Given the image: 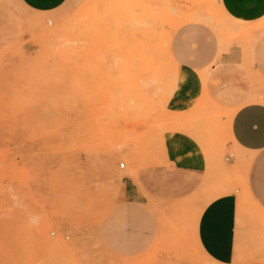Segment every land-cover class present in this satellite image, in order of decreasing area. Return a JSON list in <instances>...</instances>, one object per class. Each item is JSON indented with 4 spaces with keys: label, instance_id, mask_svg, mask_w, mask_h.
I'll list each match as a JSON object with an SVG mask.
<instances>
[{
    "label": "rangeland",
    "instance_id": "1",
    "mask_svg": "<svg viewBox=\"0 0 264 264\" xmlns=\"http://www.w3.org/2000/svg\"><path fill=\"white\" fill-rule=\"evenodd\" d=\"M220 10L219 0H67L39 12L0 0V264H219L196 228L232 192L239 222L255 219L234 264H264V214L230 130L240 104L228 103L225 67H212L241 48L233 68L264 96L250 67L264 29L230 36ZM208 54V67H182ZM177 132L178 164L192 171L170 159ZM131 180L137 201L124 194Z\"/></svg>",
    "mask_w": 264,
    "mask_h": 264
},
{
    "label": "crops",
    "instance_id": "2",
    "mask_svg": "<svg viewBox=\"0 0 264 264\" xmlns=\"http://www.w3.org/2000/svg\"><path fill=\"white\" fill-rule=\"evenodd\" d=\"M28 8L49 12L61 7L67 0H21ZM225 11L236 20L248 23H258L264 19V0H219ZM264 29L260 26L252 35ZM193 41V38L190 39ZM190 54L195 51L190 49ZM214 55L208 54L199 58L198 62L183 64L182 67H208ZM242 49L232 47L228 53L222 55V62L212 67H225L222 71L224 81L231 82L235 96L228 103L240 104L231 114L230 130L234 142L241 154L246 156L245 182L247 196L250 202L264 214V96L252 95L249 90L245 73L233 67H242ZM260 76L264 74V48L262 43L256 44L253 63ZM251 94V95H250ZM178 105V101L176 102ZM169 156L174 166L180 171H189L182 164H178V132L168 142ZM126 166V165H125ZM137 170V169H136ZM136 170L130 173L136 177ZM192 171V170H191ZM146 180L144 178V184ZM136 183L127 181L124 186L125 197L129 201H137ZM254 217H247L239 222L238 193L223 194L203 209L196 228L197 241L200 248L210 261L219 264H234L243 252L248 242V233L254 227ZM264 222V220H263Z\"/></svg>",
    "mask_w": 264,
    "mask_h": 264
},
{
    "label": "bare ground",
    "instance_id": "3",
    "mask_svg": "<svg viewBox=\"0 0 264 264\" xmlns=\"http://www.w3.org/2000/svg\"><path fill=\"white\" fill-rule=\"evenodd\" d=\"M220 5V13L221 14H223L224 16L223 17H225V19H226V21L224 20V22H231V24H229V25H227V30H228V32H229V34H230V36H231V34H233V35H235V34H239V35H252L260 26H262L263 24H264V22H260V23H254V24H252V23H248V22H243V21H239V20H236L235 18H233V17H231L226 11H225V9L223 8V6L221 5V4H219ZM170 6H171V4H170ZM163 11V10H162ZM161 11V12H162ZM200 12V11H199ZM173 13V12H172ZM193 13V12H192ZM205 13V12H204ZM208 13V12H207ZM187 14V13H186ZM194 16H195V14H194ZM193 16V17H194ZM214 19V18H213ZM133 20V19H132ZM215 20V19H214ZM264 20V19H263ZM178 21V20H177ZM217 21V20H216ZM215 21V22H216ZM184 22H186L185 20H184ZM136 23V22H135ZM176 23V22H175ZM178 23V22H177ZM226 23V24H227ZM136 24H138V21H137V23ZM180 24V23H179ZM207 24V23H206ZM222 24V23H221ZM181 25V24H180ZM224 25V24H223ZM222 25V26H223ZM132 27V26H131ZM144 27V26H143ZM153 27V26H152ZM177 27V26H176ZM175 27V28H176ZM219 27H220V24H219ZM224 28V27H223ZM146 29V28H145ZM173 29V28H172ZM148 30V29H147ZM146 30V31H147ZM226 30V31H227ZM149 32V31H148ZM216 32H218V31H216ZM227 32V33H228ZM219 33V32H218ZM129 34H131V32L129 33ZM150 35V34H149ZM171 35V34H170ZM238 35V36H239ZM223 36V35H222ZM146 37V36H145ZM244 37V36H243ZM168 38H169V36H168ZM161 39V38H160ZM164 39H166V38H164ZM162 40V39H161ZM170 40V39H169ZM166 41V40H165ZM163 42V41H162ZM221 46H222V44H220ZM162 46V45H161ZM220 46V47H221ZM164 48V47H163ZM223 49V48H222ZM163 51V50H162ZM141 52H142V50H141ZM166 53V52H165ZM174 61V60H173ZM173 63V62H172ZM171 64V63H170ZM203 74V73H202ZM205 74V73H204ZM124 164V167H125V163H123ZM245 173H246V168H245ZM245 191L247 192V189H246V182H245ZM247 194H248V192H247Z\"/></svg>",
    "mask_w": 264,
    "mask_h": 264
},
{
    "label": "built area",
    "instance_id": "4",
    "mask_svg": "<svg viewBox=\"0 0 264 264\" xmlns=\"http://www.w3.org/2000/svg\"><path fill=\"white\" fill-rule=\"evenodd\" d=\"M121 167H122V168L124 167V164H123V163H121Z\"/></svg>",
    "mask_w": 264,
    "mask_h": 264
}]
</instances>
